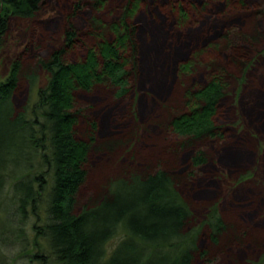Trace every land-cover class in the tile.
I'll return each mask as SVG.
<instances>
[{
  "label": "trees",
  "instance_id": "16d2710c",
  "mask_svg": "<svg viewBox=\"0 0 264 264\" xmlns=\"http://www.w3.org/2000/svg\"><path fill=\"white\" fill-rule=\"evenodd\" d=\"M92 1L72 0L59 49H51L47 39L29 45L27 66L26 56H19L0 82V199L14 180L12 204L21 215L35 214L45 203V222L35 228L33 241L37 246L43 240L59 264H241L258 258L261 252H253L251 236L225 223L214 204L207 209L205 204L214 194L206 181L213 178L211 153L226 146V131L218 125L222 99L263 42L253 22L263 16L264 6L256 8L251 0H188L167 7L170 19L151 2L173 39L167 41L174 54L168 71L177 82L170 88L179 93L175 105L168 106V125L160 127L177 140L172 147L149 140L144 148L137 99L131 108L121 99L131 96L130 69L140 47L134 41L138 25L131 21L146 7L138 10V3L128 0L116 23L108 26L83 12L87 5L105 4ZM1 3L0 48L13 18H31L46 0ZM250 12L255 17L241 24L204 21L195 34L190 30L204 17ZM199 31L205 33L197 36ZM41 75L46 86L32 106L29 98ZM22 89L27 100L19 105ZM96 92L113 106L105 117L104 105L90 102ZM125 156L129 163H121ZM107 164L114 173L100 182L99 170ZM7 208L1 203L0 213ZM199 210L203 214L195 216ZM117 231L122 238L110 249L107 243Z\"/></svg>",
  "mask_w": 264,
  "mask_h": 264
},
{
  "label": "rangeland",
  "instance_id": "374dc122",
  "mask_svg": "<svg viewBox=\"0 0 264 264\" xmlns=\"http://www.w3.org/2000/svg\"><path fill=\"white\" fill-rule=\"evenodd\" d=\"M135 1L138 3V10H143L146 7V12L144 11L145 13L142 15L141 13L135 14L131 21L138 25L134 41L140 47L137 55L138 61L135 60L136 63L134 62L130 69L133 72L130 79L132 89L128 94L131 96L127 98L125 95L126 100L123 98L121 101H123V105L128 104L131 108L133 97L137 99L136 108L138 109L139 123H141L139 135L142 137L141 142L144 148H147L149 140L154 144L157 141H162L165 142L166 147H172L171 143L177 140L176 136L170 134L168 128L162 131L160 125L162 123L165 124V127L168 125L170 118L167 114L168 106L173 104V100H176L179 93L170 88V83L174 85L177 82L174 81L175 77H173L172 72L168 71L171 68L173 70L174 65L170 61H173L171 55L174 54L167 41L171 42L173 39L171 34L166 32V28H169L168 23L159 19V13L153 12L150 8L151 2H157L158 8H161V11L165 15L167 13V16L172 19L167 12V7H170L172 3L185 4L188 0ZM251 1L256 8L264 6V0ZM87 2L93 1L87 0ZM127 2L128 0H105L103 7L87 5L85 8L83 7V12L88 16L90 13L94 18L104 20L105 24L109 26L116 23L120 11L122 13ZM74 3L72 0H46V5L31 18L26 20L13 18L8 25L7 34L4 36L3 45L0 48V82H3L8 76L11 63L19 56L23 57L28 54L25 49L29 45L47 39L51 40V49L54 51L59 49L63 42L62 33L67 26L65 20ZM4 6L1 3L0 8L2 9ZM188 13L190 17L191 10ZM254 13L250 12L247 16L234 13L209 20L204 17L205 19L203 18L199 22L200 25L197 24L198 27L195 26V29L190 30L195 34L204 21L206 24L214 23L217 26L226 22L241 24L246 18L249 20V18L255 17ZM253 24H257L259 31H261L263 42L256 47L255 50H258L255 52L257 53H251L243 75L241 77L237 75L231 79L227 94L222 99L223 116H221L219 120L221 123L218 125L220 124L219 126H222L226 131L222 136L226 141V146H223L217 153H211L213 156L210 157L212 162L210 171H213L211 173L213 178H207L206 181L211 182L214 194L210 198V202L205 204V209L214 204V211L222 217L225 223L236 225L237 228L244 229L245 233L247 232L251 236L253 252L264 254V46H262L264 44V14L258 19V23L253 22ZM145 26L147 27L145 28ZM191 31L188 33L191 34ZM203 33L205 32L199 31L197 36ZM138 37L140 39L137 41L136 38ZM90 46L93 44L91 43ZM27 56L25 59L27 63L23 61V66H27L29 62ZM174 61L179 62L178 59H174ZM142 67L144 68L143 73H141ZM188 82L190 81L188 80ZM44 86H46V80L42 76L31 92L29 99L32 106L37 101L38 91ZM25 92L22 89L18 93L19 97L16 104L19 103L20 105L24 102ZM100 94L96 92L95 95H91L90 102L92 106L97 107L103 104L104 111L102 110V113L104 114L102 116L105 117L111 113L113 106L109 103L105 104V97ZM140 145L141 143H138L137 146ZM123 152L121 151L120 154ZM126 158L121 163L124 161L129 163V158ZM130 165L133 166L131 163ZM99 171L101 182L105 178H112L109 177V174L112 171L114 173V168L111 164H107ZM14 183V180L7 183L5 192L3 191L4 194H2L3 197L0 199V204L9 205V208L0 213V264H59L52 255H49L43 240H37V246L33 241L34 234H36L35 228L45 222L44 201L41 199V202H38V204H43L38 206L40 209H37V213L32 214L30 212L31 214L25 215L24 213L21 215L12 204ZM15 185L17 186V184ZM36 188L38 187L35 185L34 189ZM36 193H41V198L45 196L43 190L36 191ZM193 199L195 202L199 201ZM202 212L199 210L195 216L202 215ZM121 238L122 233L117 231L114 237L108 241L107 246L113 249ZM261 254L258 258L247 263L246 261L241 262V264H264V259H260ZM43 256L45 258L41 259ZM229 263L231 262L225 261L223 264Z\"/></svg>",
  "mask_w": 264,
  "mask_h": 264
}]
</instances>
